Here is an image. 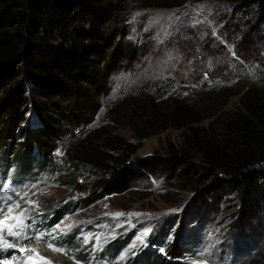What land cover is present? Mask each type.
Masks as SVG:
<instances>
[{
  "label": "rangeland",
  "instance_id": "374dc122",
  "mask_svg": "<svg viewBox=\"0 0 264 264\" xmlns=\"http://www.w3.org/2000/svg\"><path fill=\"white\" fill-rule=\"evenodd\" d=\"M131 7L126 16L127 38L139 49V56L133 68L114 78L113 90L100 98L101 108L87 128L109 127L125 143L136 145L126 163L136 156L152 159L123 192L63 212L59 208L62 203L75 202L83 194L62 185L57 173L47 169L36 173L35 180L17 183L10 178L14 166L7 165L6 173L0 169V196L5 194L3 185L7 184V195L12 197L7 203L21 206L12 217L27 209L24 223L28 225V238L18 246L39 244L47 264H131L146 247L165 257L167 247L178 238L183 255L177 261L181 264H264V207L250 212L252 206L248 205L239 210L238 200L228 194L220 198L215 214L197 215L195 208L200 203L193 201L194 189L203 188L209 179L198 177L199 167L189 174L197 177L196 181L180 179L178 168L161 163L174 150L196 156L191 139L195 129L190 127H196L197 137H204L206 132L213 135L221 126L214 125V118L223 111L224 120L235 115L240 96L248 87H253L264 111V24H250L253 17L246 15L244 7L221 0H186L171 6L166 0H134ZM187 45L193 50L187 61L191 70L183 71L177 64L181 63L180 50ZM158 50L161 56L151 58ZM186 74L191 75V80L180 83L178 79ZM235 90L239 92L235 94ZM230 94L226 101L222 100ZM144 95H152L163 110L169 108L167 102L172 95L182 96L201 116L213 112L220 102L226 103L190 127L166 126L153 132L155 124L151 126L131 113L132 100H141ZM30 122L37 124L36 117L30 115ZM142 133L150 134L139 138ZM78 139L67 141L53 154L62 173H66L64 162L80 147ZM5 165L0 160V167ZM52 210L57 213L51 219L47 214ZM113 213L140 215L115 217ZM12 217L7 221L10 225L15 220ZM145 229H151L147 236H143ZM39 232L45 236L38 242L35 237ZM126 240L111 256L112 243L123 245ZM49 242L65 251L51 250Z\"/></svg>",
  "mask_w": 264,
  "mask_h": 264
},
{
  "label": "trees",
  "instance_id": "16d2710c",
  "mask_svg": "<svg viewBox=\"0 0 264 264\" xmlns=\"http://www.w3.org/2000/svg\"><path fill=\"white\" fill-rule=\"evenodd\" d=\"M184 1L166 0L170 6ZM221 1L244 7L246 15L253 17L250 24H264V0ZM133 3L134 0H0V160L6 164L0 167L1 173H6L7 165L14 166L10 178L17 183L35 180L36 173L47 169L57 173L62 185L83 194L75 202L61 201L62 212L123 192L152 159L136 156L126 163L136 145L125 143L109 127L87 128L101 108L100 98L113 90L114 78L133 68L139 56V49L127 38L126 16ZM192 51L188 45L182 47L179 69L191 68L187 61ZM159 56L160 50L154 51L151 58ZM178 80L189 82L191 75ZM253 92V87H248L240 96L235 115L224 120L225 111L218 114L214 125L220 124L219 129L201 138L191 124L210 117L226 102L201 116L179 95H172L166 111L152 95L132 100V115L151 126L155 124L153 132L166 126L195 129L191 139L196 156L174 150L161 163L178 168L180 179L196 181L197 177L189 176L195 167H199V178L209 179L206 186L194 189L193 201L200 203L195 208L197 215L215 214L220 198L228 194L238 200L239 210L248 205L252 206L250 212L264 207V111ZM30 115L36 117L37 124H31ZM149 134L142 133L139 138ZM78 138L80 147L64 162L66 173H62L53 154L67 141ZM114 152L119 154L115 156ZM56 213L52 210L47 217L52 219ZM177 242L178 238L167 247L165 257L146 247L131 264H181L177 260L183 252ZM126 243L127 240L123 245L114 241L111 256Z\"/></svg>",
  "mask_w": 264,
  "mask_h": 264
},
{
  "label": "snow or ice",
  "instance_id": "6c2138e0",
  "mask_svg": "<svg viewBox=\"0 0 264 264\" xmlns=\"http://www.w3.org/2000/svg\"><path fill=\"white\" fill-rule=\"evenodd\" d=\"M32 187H35L33 185ZM3 188L5 190V194L3 196H0V216H3V218H0V250L7 251L9 249H16L17 245L16 243H10L7 237H12L14 240L17 242L21 239H27L28 237L25 234V230L27 229L28 225L24 223V218H25V213L27 212V209H24L20 211L17 215L12 217V214L16 212L17 209H20V204L15 203V204H8L7 202L12 199L11 196L7 195V190L9 188V185L5 184L3 185ZM17 195H20V193H17ZM24 196H27V192L24 193ZM34 203V202H30ZM5 205L7 210L5 211ZM115 217L123 216V215H140L138 213H130V214H125V213H113L112 214ZM12 217L14 218L17 223L15 225H10L7 223V220ZM71 228V225L68 226ZM57 228H59V225H57ZM151 231V229H145L143 236H147L148 233ZM6 232V235H5ZM45 234L42 232H39L36 234V240L42 241L44 238ZM98 239V237H97ZM88 237H85V242H87ZM138 241L142 242V237L138 236L137 237ZM48 247L51 250L58 251V252H64L65 250L62 248H57L54 246L53 243L49 242ZM20 252H27V251H32L36 253V256L39 258L40 264H47L46 258L43 256H40V254L35 250V249H26V248H19L17 249ZM163 251V249H161ZM15 260V258H13ZM0 264H8V261H0ZM29 264H37V262L32 258L29 257Z\"/></svg>",
  "mask_w": 264,
  "mask_h": 264
},
{
  "label": "bare ground",
  "instance_id": "6f19581e",
  "mask_svg": "<svg viewBox=\"0 0 264 264\" xmlns=\"http://www.w3.org/2000/svg\"><path fill=\"white\" fill-rule=\"evenodd\" d=\"M0 218H3V216H0ZM16 223L17 221L14 220L11 225H15ZM6 239H8L10 243H16L17 248L9 249L7 251L0 250V261H8V264H29V257H32L37 262V264H40L39 258L36 256L35 252L32 251L20 252L17 250L21 248L18 246V243L23 241L24 239H21L17 242L12 237H7V235H6ZM26 249H35L40 254V256H42V246H39V244L37 243H28ZM10 256L13 257L10 258ZM16 256L18 257V259L13 260V258H15Z\"/></svg>",
  "mask_w": 264,
  "mask_h": 264
}]
</instances>
